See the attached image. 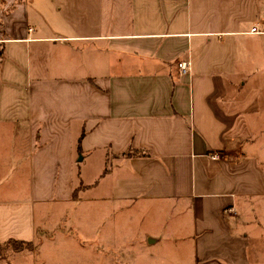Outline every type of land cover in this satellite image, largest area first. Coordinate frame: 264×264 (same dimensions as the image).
Instances as JSON below:
<instances>
[{
    "label": "crops",
    "instance_id": "1",
    "mask_svg": "<svg viewBox=\"0 0 264 264\" xmlns=\"http://www.w3.org/2000/svg\"><path fill=\"white\" fill-rule=\"evenodd\" d=\"M253 25L264 0H0V152L30 176L0 197V243L31 242L0 264L52 250L47 205L100 264H264Z\"/></svg>",
    "mask_w": 264,
    "mask_h": 264
},
{
    "label": "rangeland",
    "instance_id": "2",
    "mask_svg": "<svg viewBox=\"0 0 264 264\" xmlns=\"http://www.w3.org/2000/svg\"><path fill=\"white\" fill-rule=\"evenodd\" d=\"M6 134L4 138H6L7 135H9L10 131L3 130ZM6 140V139H5ZM4 140V144H9L12 142V139ZM23 142H20L22 145ZM10 147L4 148L0 152V197L2 196H10L12 194V191L15 192V194L18 195H26V191L28 190V180L30 176L28 175V171L25 169V166L23 164L21 165H14L13 162L17 160V156H6L5 152H9ZM15 150H17L15 148ZM21 151V150H20ZM89 161H85L84 164L80 165L79 170H83L84 172L88 173L87 176L89 177L90 181H93L94 179H97L98 171L100 170V167L94 165L87 164ZM13 186H15L13 188ZM95 190V189H94ZM46 215L47 218L45 219L47 221L46 226H52L53 225V233H49V236H52L55 240L52 244L49 245V247H53L52 250L46 251L40 255V252H38L37 261L39 264L40 257L47 256L48 259H52L51 264H100L98 260V248H96V239H93L90 241V251H86L84 253V250L82 248L83 243V237L81 234V227L80 222L78 220L75 221V219H71V222L64 221L60 218L63 216L61 215L58 208H51L48 210V205L46 206ZM48 213V214H47ZM74 210H71L68 212L69 218L73 217ZM78 217V215H77ZM61 229L65 230V239H62V234L60 232ZM60 229V230H58ZM69 229V230H68ZM56 241V242H55ZM43 248H47V243L45 242L43 244ZM18 246V243H13L5 246L0 247V255H2L3 258L0 259H8L12 260L11 262L16 263V257L17 255H12V257H9L12 254V247ZM30 256L27 255V259L20 260L19 264H30Z\"/></svg>",
    "mask_w": 264,
    "mask_h": 264
},
{
    "label": "built area",
    "instance_id": "3",
    "mask_svg": "<svg viewBox=\"0 0 264 264\" xmlns=\"http://www.w3.org/2000/svg\"><path fill=\"white\" fill-rule=\"evenodd\" d=\"M250 33H256V34H264V29H258L256 25L251 26V28L248 30ZM190 61L189 59L186 60H179L176 62V66L178 67V70L180 73H186L190 69ZM213 159H217V155L211 156Z\"/></svg>",
    "mask_w": 264,
    "mask_h": 264
},
{
    "label": "trees",
    "instance_id": "4",
    "mask_svg": "<svg viewBox=\"0 0 264 264\" xmlns=\"http://www.w3.org/2000/svg\"><path fill=\"white\" fill-rule=\"evenodd\" d=\"M12 242L18 243V246L12 247L11 251H20L22 249H30L31 248V242H29V241H27V242L17 241V240H13V239L8 240V241L3 242V243H0V247L8 246V245L12 244ZM0 256H1V258H3L2 255H0Z\"/></svg>",
    "mask_w": 264,
    "mask_h": 264
}]
</instances>
